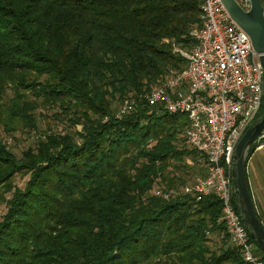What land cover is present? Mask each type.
Returning a JSON list of instances; mask_svg holds the SVG:
<instances>
[{
	"label": "trees",
	"instance_id": "trees-1",
	"mask_svg": "<svg viewBox=\"0 0 264 264\" xmlns=\"http://www.w3.org/2000/svg\"><path fill=\"white\" fill-rule=\"evenodd\" d=\"M201 2L0 0V264H245L220 199L183 191L187 117L144 98Z\"/></svg>",
	"mask_w": 264,
	"mask_h": 264
},
{
	"label": "built area",
	"instance_id": "built-area-1",
	"mask_svg": "<svg viewBox=\"0 0 264 264\" xmlns=\"http://www.w3.org/2000/svg\"><path fill=\"white\" fill-rule=\"evenodd\" d=\"M236 1L243 9L250 8V0ZM199 9L200 22L189 31L191 48H175L185 58L184 66L170 68L166 79L144 98L151 106L187 117L186 141L205 155L206 171L183 191L194 193L196 199L216 195L221 201L219 219L243 262L264 264L233 204L231 183L235 146L264 102L259 54L220 0H202ZM133 105L134 101L125 102L120 112L126 113ZM155 193L162 195L159 190Z\"/></svg>",
	"mask_w": 264,
	"mask_h": 264
},
{
	"label": "water",
	"instance_id": "water-1",
	"mask_svg": "<svg viewBox=\"0 0 264 264\" xmlns=\"http://www.w3.org/2000/svg\"><path fill=\"white\" fill-rule=\"evenodd\" d=\"M233 21L249 36L262 67V96L264 99V7L262 0H250L243 9L236 0H220ZM264 101V100H263ZM264 137V112L247 127L237 142L231 164V183L238 212L249 236L264 253V226L256 210L246 180V163L252 145Z\"/></svg>",
	"mask_w": 264,
	"mask_h": 264
},
{
	"label": "crops",
	"instance_id": "crops-1",
	"mask_svg": "<svg viewBox=\"0 0 264 264\" xmlns=\"http://www.w3.org/2000/svg\"><path fill=\"white\" fill-rule=\"evenodd\" d=\"M259 140H257L250 154H248L246 180L254 209L264 226V138L262 142Z\"/></svg>",
	"mask_w": 264,
	"mask_h": 264
},
{
	"label": "rangeland",
	"instance_id": "rangeland-1",
	"mask_svg": "<svg viewBox=\"0 0 264 264\" xmlns=\"http://www.w3.org/2000/svg\"><path fill=\"white\" fill-rule=\"evenodd\" d=\"M196 26V25H195ZM27 134V133H26ZM19 138H21V140H20V142H23V143H18L17 145H14L15 147V150L16 151H18V149H20V148H22V147H25V146H27L28 144H30L31 143V141L28 139V136L27 135H23V136H21V137H19ZM261 139V138H260ZM260 142H262L263 141V138L261 139V140H259ZM16 182H17V184L19 185V186H22L23 185V183L25 182V179H23V180H20L19 178H17L16 179ZM3 206L4 205H2V204H0V214L2 213V211H3ZM213 237V236H212ZM260 249H259V247L256 245V249H255V252L257 253V254H260ZM262 252V251H261Z\"/></svg>",
	"mask_w": 264,
	"mask_h": 264
}]
</instances>
